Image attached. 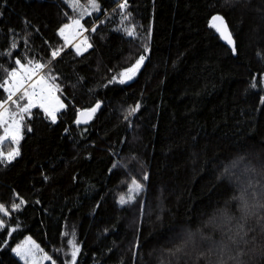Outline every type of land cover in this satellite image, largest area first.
Listing matches in <instances>:
<instances>
[{
	"label": "trees",
	"instance_id": "16d2710c",
	"mask_svg": "<svg viewBox=\"0 0 264 264\" xmlns=\"http://www.w3.org/2000/svg\"><path fill=\"white\" fill-rule=\"evenodd\" d=\"M124 2L0 0V103L37 64L65 101L55 122L35 106L0 160V264H27L13 249L28 236L40 264L76 248L75 264H264V0ZM74 18L87 49L61 34Z\"/></svg>",
	"mask_w": 264,
	"mask_h": 264
},
{
	"label": "rangeland",
	"instance_id": "374dc122",
	"mask_svg": "<svg viewBox=\"0 0 264 264\" xmlns=\"http://www.w3.org/2000/svg\"><path fill=\"white\" fill-rule=\"evenodd\" d=\"M91 11H92V9L89 8L88 13H90ZM74 20H79L80 25L82 27H77L76 25H74L72 23ZM72 22L66 24V25H71V27H69V28L64 27L63 28L64 29L63 34L65 36L66 41L69 44H75L81 50L89 48L91 46V44L88 42V40H86L84 35L81 34L82 33L81 30L85 29V25L81 22V20L79 18H74L72 20ZM78 37H80V38L78 39ZM127 70L128 69L122 71L120 73V75L117 76L116 78H118L120 81L124 80V82H127V81L133 79L135 76V72L133 74H131L132 78L128 79L127 78ZM21 71H22V74L28 76L31 79V82H29V83L26 82L24 80L23 76H21V73H17V76L15 78L9 77L6 80V81H8V83L5 84V88L9 92V94H11L13 91H15L14 86L16 84L22 82L23 87H21L18 92H15V95H13V97H12L13 100L17 101V103H13V102L9 103L10 101H8L7 103H4V108L8 109V111L5 113V120L8 123L3 125V133L1 134V136L4 135V128L8 127L10 124L13 126V128L15 127V125L13 124V121L18 122L19 127H20L18 143H13L14 148H18V151H19V142L21 141V139L23 137L24 119L28 115L32 114V109L34 107H31L28 112H21L20 109H21V107H23L29 103V96L33 92H36L39 95L33 96L32 102L36 106L43 109V111L49 117L50 120H52V118H51V116L48 115V112H54L55 117H56L55 121H57L59 118V113L65 107V101L63 100L62 96L59 93L58 86L49 80V78L47 77L45 72H43L42 74H37L34 71L33 66H29V65L22 67ZM122 74H125V75H122ZM42 77H43V79L41 80ZM33 84L37 85L35 87V89L31 86ZM42 89H43V91H41ZM25 93H27V95ZM21 96H23V99H19ZM41 105H43V106H41ZM45 109H47L48 111L46 112ZM0 111H3V109H0ZM21 117H23V119H21ZM9 140L11 141V138H9ZM0 149H1V146H0ZM0 151H2V150H0ZM7 153L8 152L5 153V159L6 160H8L6 158ZM136 184L139 185V183H136ZM136 191H137V188L135 185H133L130 188L129 194L126 197H124V200L134 198ZM67 237H68V243L70 244V246L72 248L75 249L76 245L78 244L76 229H74L73 227L70 228V230L68 231ZM13 251L17 256H22L23 254H25L26 257L29 258V260L26 261L27 264H40V263H42V261L45 258H48V256L43 252L41 247L30 236L26 237L20 244L15 246ZM26 257H24L23 259H26Z\"/></svg>",
	"mask_w": 264,
	"mask_h": 264
},
{
	"label": "snow or ice",
	"instance_id": "6c2138e0",
	"mask_svg": "<svg viewBox=\"0 0 264 264\" xmlns=\"http://www.w3.org/2000/svg\"><path fill=\"white\" fill-rule=\"evenodd\" d=\"M75 3H78V0H74ZM91 4L93 7H96V3L95 0H90ZM120 8H126L127 7V0H125L124 3L119 5ZM214 22H218V23H213V27L216 29L217 32H219L221 34V36H223L229 44H233V40L231 38L230 33L227 30V25L224 22L223 17L221 16H214L213 18ZM74 25H76L77 27H82L80 25V21L79 20H74L72 22ZM65 28H69L71 27V25H65ZM64 29H61V34H63ZM129 35H132V32L128 33ZM90 46V45H89ZM233 51H235V48H233ZM58 53L57 52H53V57H55ZM144 57H140V59L136 62V64L133 66V68H130L127 70V78L131 79L132 76L131 74H133L140 66V64L143 62ZM17 63L19 64L20 61H17ZM45 67L44 65L41 64H37L36 68L37 69H41ZM10 77L15 78L17 76V73L15 70H13L10 74ZM125 75V74H122ZM43 79V77L41 78V80ZM121 83L124 82V80L120 81ZM8 81H5V84H7ZM34 89L37 86L36 84L31 85ZM255 87V85H253ZM0 87H4L3 84H0ZM15 91H13L7 98V100L12 101L13 103H17V101L13 100L12 97L13 95H15V92H18L20 90L21 87H23V83H18L15 86ZM43 91V89L41 90ZM27 95V93H25ZM39 94L36 92H33L30 96H29V103L23 107H21L20 111L21 112H28L30 110L31 107H35L36 105L32 102V97L33 96H38ZM19 99H23V96H21ZM4 103H7V101H5ZM4 103H0V109H3V111H0V126H3L5 124H7L8 122L5 120V113L8 111V109L4 108ZM43 106V105H41ZM98 107V105H97ZM136 109H133L132 111H135ZM45 111L47 112L48 110L45 109ZM92 112H95V109L91 110ZM48 115L51 116L53 122H55V113L54 112H48ZM83 115V114H82ZM21 119H23V117H21ZM81 121H77V123H80ZM13 124L15 125V127L13 128V126L10 124L8 127L4 128V135L0 136V146H3L8 140L9 138H11V141L13 143H18V138H19V131H20V127H19V123L16 121H13ZM19 155V151L18 148H13L11 151H9L7 153L6 158L10 161L12 159H14L16 156ZM5 158V153L3 151H0V160ZM147 177H145L146 179ZM133 184L136 186V188H140V185L136 184L135 181H133ZM20 203H23V200H21ZM121 203H124V198L121 197ZM20 207V204H14L13 205V209H18ZM0 213H3L5 216L8 215V211L5 208V206L3 204H0ZM4 227V223L3 220H0V228ZM38 247V246H37ZM79 251L78 248H76L73 252H72V259H73V264H75V257H76V253Z\"/></svg>",
	"mask_w": 264,
	"mask_h": 264
},
{
	"label": "water",
	"instance_id": "95a60500",
	"mask_svg": "<svg viewBox=\"0 0 264 264\" xmlns=\"http://www.w3.org/2000/svg\"><path fill=\"white\" fill-rule=\"evenodd\" d=\"M214 16H221V17H223L222 15H219V14H216V15H214ZM213 16V17H214ZM223 19H224V17H223ZM213 20V19H212ZM224 22H225V24L227 25V23H226V21H225V19H224ZM214 23H218V22H214ZM227 30H228V32L230 33V35H231V38H232V40H233V44H230L232 47H235V41H234V38H233V36H232V34H231V31H230V29H229V27H228V25H227ZM223 39L226 41V42H228L224 37H223ZM142 66V63L140 64V66H139V68ZM138 70V69H137ZM136 70V71H137ZM102 102H98L93 108H91V109H83V110H81L80 111V113H79V116H78V118H80L83 122H89L93 117H94V115L96 114V112L101 108V106H102ZM97 105H98V107H97ZM92 109H95V112H92L91 110ZM83 114V115H82Z\"/></svg>",
	"mask_w": 264,
	"mask_h": 264
},
{
	"label": "built area",
	"instance_id": "2783aa9c",
	"mask_svg": "<svg viewBox=\"0 0 264 264\" xmlns=\"http://www.w3.org/2000/svg\"><path fill=\"white\" fill-rule=\"evenodd\" d=\"M81 32H82V34L85 33V31H84L83 29L81 30ZM36 66H37V65H36ZM36 66H34V70H35V72H36L37 74H40V73L42 72V69H37ZM24 79H25V81L28 82V83L31 82V79H30L29 77H27V76H24Z\"/></svg>",
	"mask_w": 264,
	"mask_h": 264
}]
</instances>
